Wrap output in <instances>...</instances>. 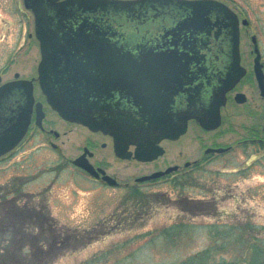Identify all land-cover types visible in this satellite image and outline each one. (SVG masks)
Masks as SVG:
<instances>
[{
  "label": "flooded vegetation",
  "instance_id": "af4514ba",
  "mask_svg": "<svg viewBox=\"0 0 264 264\" xmlns=\"http://www.w3.org/2000/svg\"><path fill=\"white\" fill-rule=\"evenodd\" d=\"M226 5L233 11L238 21V64L242 74L228 90H224V103L218 107L219 124L209 129L203 128L193 115H198L203 121L212 119L211 113L215 111V107L207 112L210 110L212 94L217 89L224 88L223 81L232 62L227 43L228 29L220 28L217 32L215 28H211L207 30L208 33L176 30L177 28H173L174 20L168 13L158 16L156 20L162 22L159 21L160 25L157 28H145L144 25H132V28H100L101 33H107L105 37H108L107 35L112 37L110 38L112 40L102 42V45L115 46L121 50L122 55L127 56L107 57L106 51H99L105 53V57H99L98 50H84L78 51L74 58L82 63H93L89 67L88 76L91 82L93 79L97 80L95 77H99V80H108L107 83L111 82L113 74L117 75L114 71L112 73L114 69L112 61H124L125 65L122 68L125 69V79L130 80L131 94L137 96L135 101L125 84L126 89H121L123 83L113 89L112 97L101 101V104H105L108 106L107 110L114 112L112 115L116 120L103 121L102 126L105 125L106 128L102 129L96 124L90 127L66 120L47 104L38 80V66L42 55L33 28L32 34L28 33V37L33 35L38 46L39 59L35 66V76L22 77L18 72H14L12 78L7 80L23 79L32 82L33 103L29 123L23 137L13 149L0 156V165L9 162L3 168L2 174L15 166V171L19 172L15 178L24 180L19 187L4 194L0 183V204L4 208L7 207L9 213L21 222L32 223L34 222L32 219L36 222L40 218V207L33 206L31 201L39 200L44 191L25 192L22 189L41 177L51 176L50 182H59L61 178L70 179L75 185L72 189L74 196L89 193L99 195L98 197H104V194L109 196L110 190L115 188L123 190L127 195L144 194L139 192L135 185L129 187L130 179L135 183L148 182L156 185V181L161 179L175 182L187 178L190 168L200 165L201 161L184 160L182 164L174 162L160 169H156V163L166 154L163 144L178 142L188 132L190 125L203 133L222 130V134L209 145L203 144L201 160L225 156L234 151L237 152V156L241 154L244 160L240 170L254 168L257 164L262 165L264 28H252L245 9L240 4L235 2L230 6ZM144 20L142 18V21ZM117 21L124 25L126 23L127 27L129 18L108 16L107 21L102 20V23L106 26V23ZM91 45L97 46V43ZM150 50L156 53V58H152L154 64L151 63V59L145 58V53ZM108 52L112 55L114 48ZM84 54L90 56H82ZM95 63H104L98 68L101 74L97 73ZM106 87L111 88L112 84H106ZM15 95L16 93L11 97L13 109L5 111L6 115L12 118L17 117L15 106L21 103L18 94ZM158 111L172 114L168 120L173 125L172 128L179 123L180 115L184 116L186 112L193 115L186 117V130L183 134L170 138H156L155 134L148 143L137 146L134 140L140 141L142 138L140 135L143 133L137 128L149 125L144 117ZM118 112L123 114L128 112L130 116H126L131 119L121 118L122 114L118 115ZM104 114L107 115L105 112ZM212 123L213 121L209 124ZM229 132L235 134L231 142L226 141V133ZM117 140L119 142H116ZM17 155L22 159L14 162ZM241 156L238 158L241 159ZM37 157H50L52 165L39 171L34 170L32 166ZM131 162L142 166L135 174L128 170ZM168 169H170L168 173L156 178L157 172ZM151 193L156 194V190ZM27 196L29 200L23 198Z\"/></svg>",
  "mask_w": 264,
  "mask_h": 264
},
{
  "label": "rangeland",
  "instance_id": "374dc122",
  "mask_svg": "<svg viewBox=\"0 0 264 264\" xmlns=\"http://www.w3.org/2000/svg\"><path fill=\"white\" fill-rule=\"evenodd\" d=\"M221 1L229 6L235 2L240 4L252 28H264V0ZM33 28V15L23 7L22 0H0L1 82L10 80L14 72L22 77L35 76V66L39 59L38 46L33 35L28 37ZM221 134L222 130L203 133L190 125L188 132L178 142L164 143L166 154L156 163V169L174 162L182 164L184 160L201 161L200 165L191 167L189 171V178H194V185L177 187L174 181L166 179L157 180L154 185L148 182L135 183L130 179V188L135 185L139 192L150 196L148 201L142 197V202L138 204L133 202L134 196L116 188L110 190L109 196L104 194V197L89 193L74 196L72 189L75 185L66 178L50 182L51 176H46L25 186L22 189L25 192L44 191L39 200L33 199L31 204L40 207L49 216L56 237L76 233L77 238H81L76 242L61 241L58 256L51 263L47 257L45 264H179L210 244L204 226L217 221L227 225L243 226L246 222L258 225L255 235L264 240V162L259 164L261 167L257 164L254 168L240 170L244 160L240 153L239 159L234 151L225 156L201 160L203 144L209 145ZM226 137V141L231 142L235 134L229 132ZM21 159L17 155L14 162ZM50 159L37 157L32 167L36 171L46 168L52 165ZM8 163L0 165L2 194L19 187L24 180L15 178L19 174L15 166L2 174ZM140 167L131 162L128 170L135 174ZM182 181V178L179 179V183ZM155 190L156 194L151 193ZM156 197L161 200L156 202ZM180 197L183 199L179 202ZM23 198L29 200V196ZM187 199H200L204 204H212L220 215L210 214L212 208L207 209L208 206L201 211L200 206L193 203L195 201L186 203L184 200ZM186 206L193 208V212ZM9 218V222L18 219L15 216ZM32 221L35 222L34 219ZM180 221L193 224L194 227L162 233ZM39 232V227L26 228L22 235L10 236L16 240L20 237L28 239L27 235L31 233H38L42 238L50 237L46 229L41 234ZM89 237L91 240H88ZM11 245L15 247L16 243ZM44 246L48 247L46 244ZM27 247L26 243L23 255L28 253ZM227 250L234 249L229 247ZM41 264H44L43 260Z\"/></svg>",
  "mask_w": 264,
  "mask_h": 264
},
{
  "label": "water",
  "instance_id": "95a60500",
  "mask_svg": "<svg viewBox=\"0 0 264 264\" xmlns=\"http://www.w3.org/2000/svg\"><path fill=\"white\" fill-rule=\"evenodd\" d=\"M22 3L23 7L33 15L34 32L39 40L42 55L38 66V80L48 105L66 120L90 127L96 124L102 129L106 128L105 125L102 126L103 121L116 120V118L112 115L114 112L107 110L108 106L101 104V101L111 98L112 90L122 83L121 89H126L125 84L130 94L132 87L129 85L130 80L125 79V69L122 68L125 65L124 61H112L114 68L112 73L114 71L117 75H112L110 82L112 87L108 88L106 87V84H110L107 83L108 80H99V77H95L97 80L93 79L91 82L88 78L92 62L82 63L74 58L78 55V51L84 50H98L99 57H105V53L99 51H106L107 57L127 56L122 55L121 50L115 46L102 45V42L112 40L110 39L112 37L109 35L105 37L107 33H101L100 28H132V25L157 28L162 22L156 20L158 16L168 13L174 20L173 28H177L176 30L208 33L207 30L211 28H215L217 32L220 28L228 29L227 43H229L232 62L223 81L224 88L217 89L212 94L210 110L207 111L210 112L215 107V111L211 113L212 119L203 121L198 115L186 112L184 116L180 115L179 123L172 128L173 125L168 122L172 114L163 111H158L156 114L149 113L144 117L149 125L137 128L143 133L140 135L142 137L140 141L134 140V143L137 146L144 145L153 139L155 134L156 138L179 136L186 130V117L191 115L205 129L218 126V107L224 103V92L242 74L238 64V21L233 11L224 3L218 0H22ZM108 16L126 17L129 18V23L127 27L126 23L124 25L120 21L106 23L107 25L104 26L102 20L106 22ZM142 18L145 20L142 21ZM92 43H97V46H90ZM112 48L114 52L111 55L108 51ZM82 56H90V54ZM145 58L152 60L156 58V53L150 50L145 53ZM153 62L154 60L151 61ZM100 65L104 63H95L98 74H101L98 69ZM15 93V96L18 94L21 98V103L15 106L17 117L12 118L7 116L5 111L13 109L11 97ZM131 95L136 101L137 96ZM32 103L31 81L14 80L0 85V156L10 151L23 137L29 123ZM117 114H122L121 118L131 119L128 117L130 116L128 112ZM211 121L213 123L209 124ZM168 171L170 169L158 172L156 177Z\"/></svg>",
  "mask_w": 264,
  "mask_h": 264
},
{
  "label": "trees",
  "instance_id": "16d2710c",
  "mask_svg": "<svg viewBox=\"0 0 264 264\" xmlns=\"http://www.w3.org/2000/svg\"><path fill=\"white\" fill-rule=\"evenodd\" d=\"M182 179V183H179L178 180L174 182V185L177 187L194 185V178L184 177ZM132 196L135 197L132 199L136 204L142 202V197H145L146 201H148L150 197L148 195L138 193H134ZM182 199L183 197H180L178 201L180 202ZM160 200V198L156 197V202ZM184 201H186V203H189V201H195L193 203L198 204L200 206L199 210L201 211L208 206L207 209L212 208L209 210L212 211L209 212L210 214H214L215 216L220 215L215 208L216 206L209 203L204 204L202 202L203 200L187 199ZM201 206H203V208ZM2 207L3 206H0V264H41L42 260L45 264V259L47 257H49L48 260L51 263L52 260L58 256V252L61 251V241L62 243L69 241L76 242L78 241L77 239H81L77 238L78 234L76 233L73 235L68 234L66 237H56L53 231V224L49 222V217L45 215L42 210L39 211L40 218L37 219L36 222L24 223L20 220H17L16 222H9L7 219H10L9 216L11 217L12 215L9 213V209L7 207H3V209ZM186 208H189V210H191L190 212H193V208L190 206H186ZM1 209L5 211L2 213ZM192 226L194 227L193 224L180 221L174 226L164 229L162 233L168 234L171 231H181L183 228L188 229ZM37 227H39L40 230L39 234L46 229L50 232V237L47 236L46 238H42L38 236V233H31L30 235H27L28 239L25 238L23 240V238L20 237L16 240L10 236L20 233L22 235L24 229H33ZM204 228L206 229L207 240H209L210 244L188 257L185 261L182 260L179 264H264V240L259 239L255 235L258 225L248 222H246L243 226L238 224L227 225L217 221L206 224ZM6 237L8 238L6 239ZM9 237L11 238L10 241L8 240ZM88 240H91V238L89 237ZM11 243H16L15 247L11 245ZM26 243L28 246V253L23 255L22 250L24 251L26 248ZM45 244L48 246L47 248L44 246ZM229 247L234 250L228 251L227 248Z\"/></svg>",
  "mask_w": 264,
  "mask_h": 264
}]
</instances>
